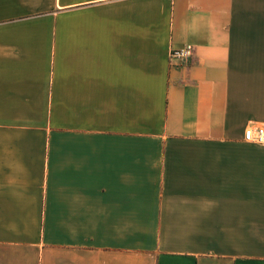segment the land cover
<instances>
[{
    "label": "crops",
    "instance_id": "crops-1",
    "mask_svg": "<svg viewBox=\"0 0 264 264\" xmlns=\"http://www.w3.org/2000/svg\"><path fill=\"white\" fill-rule=\"evenodd\" d=\"M257 126L264 0H0V264H264Z\"/></svg>",
    "mask_w": 264,
    "mask_h": 264
},
{
    "label": "built area",
    "instance_id": "built-area-1",
    "mask_svg": "<svg viewBox=\"0 0 264 264\" xmlns=\"http://www.w3.org/2000/svg\"><path fill=\"white\" fill-rule=\"evenodd\" d=\"M193 54V46L190 44L185 45L180 49L171 50L169 54L170 61L189 59ZM246 142L264 146V127H248L243 133Z\"/></svg>",
    "mask_w": 264,
    "mask_h": 264
}]
</instances>
